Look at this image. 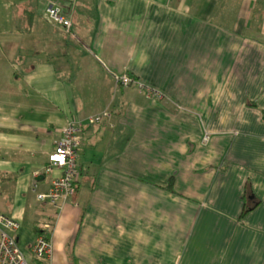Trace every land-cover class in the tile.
<instances>
[{"label": "crops", "instance_id": "1", "mask_svg": "<svg viewBox=\"0 0 264 264\" xmlns=\"http://www.w3.org/2000/svg\"><path fill=\"white\" fill-rule=\"evenodd\" d=\"M257 4L0 0V211L24 246L38 223L56 264H264ZM69 120L79 173L55 206L38 191L61 172L45 165Z\"/></svg>", "mask_w": 264, "mask_h": 264}, {"label": "built area", "instance_id": "2", "mask_svg": "<svg viewBox=\"0 0 264 264\" xmlns=\"http://www.w3.org/2000/svg\"><path fill=\"white\" fill-rule=\"evenodd\" d=\"M48 13L53 20L63 25L66 31L69 30L71 19L62 13L57 5H50ZM121 80L128 84L136 79L125 73L121 76ZM140 83L142 84V81ZM148 88L153 93L162 94L157 89ZM107 114V111L103 110L94 114L90 119H99ZM79 143V127L74 122L69 121L64 127L63 136L50 152L48 163L45 166L47 171L59 168L61 172L52 178L48 190L38 191L39 198L46 199L53 205L59 206L61 198H66L75 192L79 173L77 167ZM36 183L34 189H36ZM20 227V220L0 211V264H32L33 256L41 259L43 264H56L54 243L51 237L43 233L38 234L29 250L19 239Z\"/></svg>", "mask_w": 264, "mask_h": 264}, {"label": "rangeland", "instance_id": "3", "mask_svg": "<svg viewBox=\"0 0 264 264\" xmlns=\"http://www.w3.org/2000/svg\"><path fill=\"white\" fill-rule=\"evenodd\" d=\"M256 1L258 2L257 5L260 6V8H261V2H262V0H255V3H257ZM47 13H48V8H47ZM48 15H49V13H48ZM261 16H260L259 9L258 8H255V17H254L255 20H253V22L254 23H257L258 22V27L252 29V32L253 33H259L261 27H264V17L261 18ZM50 19L54 23H59V22L53 20L51 17H50ZM4 43H5V33L2 32V33H0V46L1 45H4ZM4 51H5V48L0 47V60H4L5 57H7V54ZM27 248L29 249V246ZM35 261H36L35 259L34 260L32 259L33 264L35 263ZM36 264H38V263H36Z\"/></svg>", "mask_w": 264, "mask_h": 264}, {"label": "trees", "instance_id": "4", "mask_svg": "<svg viewBox=\"0 0 264 264\" xmlns=\"http://www.w3.org/2000/svg\"><path fill=\"white\" fill-rule=\"evenodd\" d=\"M124 74H125V73H124ZM127 74H128V73H127ZM122 75H123V74H122ZM122 75L119 76V78H118V82H119V83H122V84H126V83H124V82L121 80V76H122ZM129 75H130V74H129ZM130 76H131V75H130ZM131 77H132V76H131ZM132 78H133V77H132ZM134 79H135V78H134ZM133 82H138V81L135 80V81H133ZM139 82H140V80H139ZM99 112H100V111H99ZM97 113H98V112H97ZM107 113H108V111H107ZM95 114H96V113H95ZM93 115H94V114H93ZM93 115H91L90 117H92ZM263 115H264V108H263ZM90 117H89V119H90ZM102 118H103V117H102ZM100 119H101V118H99V119H93V120L90 119V121H97V120H100ZM69 121L74 122V123L77 125V127H79V135H80V124H79L78 122L74 121V120H69ZM69 121H68V122H69ZM63 134H64V131H63ZM63 134H62V136H63ZM62 136H61V137H62ZM61 137H60V138H61ZM60 138H59V140H60ZM59 140H58V141H59ZM58 141H57V142H58ZM80 143H81V136H80ZM80 143H79V147H78V155H79V153H80ZM55 146H56V145H55ZM78 155H77V167H78ZM48 160H49V158H48ZM47 163H48V162H47ZM47 163H46V164H47ZM45 166H46V165H45ZM78 169H79V167H78ZM45 170H46V169H45ZM75 191H76V190H75ZM74 193H75V192H74ZM74 193H73V194H74ZM73 194H72V195H73ZM247 209H248V208H245L243 212L247 211ZM36 232H37V235L43 233V234H45L46 236H50L49 231H47L46 229H43L42 226H40L38 223H36ZM37 235H36V236H37ZM32 243H33V242H32ZM32 243H31V245H32Z\"/></svg>", "mask_w": 264, "mask_h": 264}]
</instances>
